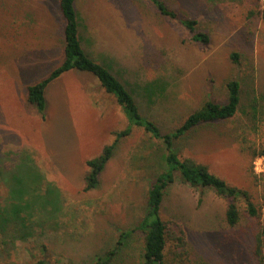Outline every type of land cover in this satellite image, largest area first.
<instances>
[{
    "label": "rangeland",
    "instance_id": "374dc122",
    "mask_svg": "<svg viewBox=\"0 0 264 264\" xmlns=\"http://www.w3.org/2000/svg\"><path fill=\"white\" fill-rule=\"evenodd\" d=\"M59 1L0 0V264H95L126 231L128 246L112 264H143L144 233L135 228L148 212L150 182L165 168L164 142L133 126L99 187L86 191L87 160L127 128L124 110L79 70L48 86L44 115L27 97L28 86L64 60ZM164 1L196 19L210 42H195L150 0H77L84 46L136 85L146 114L167 131L206 100H227L228 82L240 81L237 114L195 129L176 147L248 191L260 215L251 216L240 196L241 220L232 226L229 199L178 177L163 204L166 259L264 264V0Z\"/></svg>",
    "mask_w": 264,
    "mask_h": 264
},
{
    "label": "trees",
    "instance_id": "16d2710c",
    "mask_svg": "<svg viewBox=\"0 0 264 264\" xmlns=\"http://www.w3.org/2000/svg\"><path fill=\"white\" fill-rule=\"evenodd\" d=\"M150 1L161 15L170 19H177L187 28L193 34L192 39L195 42L202 44L210 42V35L198 29L196 19L181 16L177 10L170 8L164 0ZM76 3L77 0L59 1L65 19L64 60L49 75L29 85L27 97L29 102L36 105L39 113L44 115L47 108L46 90L48 86L65 72L79 70L94 75L102 88L112 94L124 110L129 121L127 128L118 132L117 139L106 145L98 156L87 160L89 171L85 176L84 190L86 191L99 187L101 175L113 158L119 139L128 135L133 126L143 127L154 138L164 142L167 150L164 154L165 168L150 182L147 199L148 212L135 228L144 233L143 264H167L166 249L169 242L170 222L163 217V204L168 188L177 181L178 177L182 182L194 188H212L218 195L229 199L226 220L232 226L241 220V210L237 202L240 196H243L247 201V212L251 216L259 217L258 208L248 191L231 185L215 173L208 164L191 157L183 158L176 147L181 139L195 129L225 121L237 114L242 100L240 81L230 80L228 82L227 100H206L199 108L188 114L180 126L167 131L157 119L146 114L137 98L136 85L125 80V74L120 69L116 71L113 64L94 57L85 48ZM254 155L258 156L257 153ZM18 206L16 205V208L20 210ZM18 210H15V213H19ZM130 234L131 231L122 233L114 248L106 251L103 255H99L95 264H112L128 246ZM179 239L185 244L184 236ZM262 249L263 240L258 235V254L262 255ZM36 264H44V261H39Z\"/></svg>",
    "mask_w": 264,
    "mask_h": 264
}]
</instances>
